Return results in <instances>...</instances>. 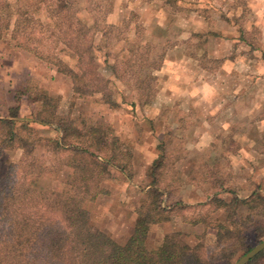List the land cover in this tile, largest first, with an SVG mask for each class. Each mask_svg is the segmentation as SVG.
Wrapping results in <instances>:
<instances>
[{
    "label": "clouds",
    "instance_id": "clouds-1",
    "mask_svg": "<svg viewBox=\"0 0 264 264\" xmlns=\"http://www.w3.org/2000/svg\"><path fill=\"white\" fill-rule=\"evenodd\" d=\"M253 205L264 0H0V264H167Z\"/></svg>",
    "mask_w": 264,
    "mask_h": 264
},
{
    "label": "trees",
    "instance_id": "trees-1",
    "mask_svg": "<svg viewBox=\"0 0 264 264\" xmlns=\"http://www.w3.org/2000/svg\"><path fill=\"white\" fill-rule=\"evenodd\" d=\"M249 208L254 210L256 209V206L253 205ZM227 221H230L233 226H236L235 229L230 230L225 228V234L223 236L221 232H218L217 235L219 240L225 236L233 241L231 245H233L234 248H230L231 254H236L241 248H245L247 249V251L251 249L246 248V246L244 245L247 239L248 231L254 232L257 237L264 236V210H259V212H257L253 216H251L250 214L245 215V217H243L242 214H239L237 211H233L227 215ZM220 227L224 229L223 225H221ZM223 229L221 231H223ZM2 231L3 229H0V232ZM40 239L44 241V244L42 245L38 241L34 247L36 249H40L41 251L35 252L33 253V255H42L43 249L47 248L51 250L56 247V238L53 234H51L50 230H45V232L41 234ZM177 247L178 246L174 242H172L164 249V258L167 260V264H214L215 261L227 256V254H225V249H221V254L217 257L215 256V254H207L204 252L205 245L200 244L197 245L196 249L191 253H189L185 249H181L179 259L177 261L173 259V257L176 255ZM247 264H264V250L256 255L253 259H251Z\"/></svg>",
    "mask_w": 264,
    "mask_h": 264
},
{
    "label": "rangeland",
    "instance_id": "rangeland-1",
    "mask_svg": "<svg viewBox=\"0 0 264 264\" xmlns=\"http://www.w3.org/2000/svg\"><path fill=\"white\" fill-rule=\"evenodd\" d=\"M239 214H242L243 217H245V215H255L257 212H259V210H252L250 208L246 209V210H239L237 211ZM260 215V214H258ZM238 216V215H237ZM239 218V217H237ZM256 218H261V217H256ZM238 220V219H237ZM241 222V221H240ZM248 223V222H247ZM223 225L224 229L221 228L220 226ZM236 226H233L231 224L230 221H227V216L225 217L224 221L219 223L216 228L213 230L214 231V236L215 239L213 240L212 243L205 245L204 247V252L207 254H215V256H219L221 254V249H225V254H227L226 257L215 261L214 264H235V262L243 255L245 254L247 251V249L245 248H241L238 250V252L236 254H231L230 253V248L233 249V245H231L233 243V241L231 239H228L227 237H222L220 240L218 238L217 233L221 232L222 236L225 234V228L226 229H230L233 230L235 229ZM223 229V231H221ZM262 240H264V236L262 237H257L256 234L252 231H248L247 232V239L244 243V245L246 246V248H253L254 246H256L258 243H260Z\"/></svg>",
    "mask_w": 264,
    "mask_h": 264
},
{
    "label": "water",
    "instance_id": "water-1",
    "mask_svg": "<svg viewBox=\"0 0 264 264\" xmlns=\"http://www.w3.org/2000/svg\"><path fill=\"white\" fill-rule=\"evenodd\" d=\"M264 250V240L258 243L256 246L251 248L248 252L243 254L235 264H247L251 259Z\"/></svg>",
    "mask_w": 264,
    "mask_h": 264
}]
</instances>
